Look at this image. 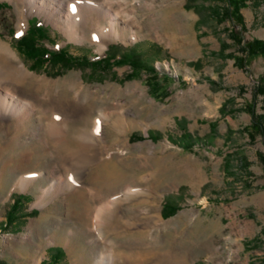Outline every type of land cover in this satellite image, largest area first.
Returning <instances> with one entry per match:
<instances>
[{"label": "rangeland", "instance_id": "374dc122", "mask_svg": "<svg viewBox=\"0 0 264 264\" xmlns=\"http://www.w3.org/2000/svg\"><path fill=\"white\" fill-rule=\"evenodd\" d=\"M108 1L122 38L94 39V15L77 43L37 15L26 18L19 31L18 9L0 0V40L35 76L25 90L49 96L52 105L72 103L78 93L85 109L84 120L70 124L63 146L39 140L44 118L39 124L34 118L26 134L12 142L0 131V264H92L110 248L115 264H158L162 256L179 257L181 264H264V165L259 159L264 139L250 129L252 115L264 113V56H247L243 49L255 40L264 42V0L242 1L240 20L234 12L228 17L232 9L225 0L87 4L98 8ZM69 2L74 10L83 3ZM36 21L43 26L39 44L50 51L63 48L78 63L40 65L25 57L16 39ZM123 54L156 73L128 64H84ZM151 76H157L156 83ZM95 125L104 154L100 163L92 162L88 135L83 151H75L80 127ZM28 147L35 152L32 166L5 167V160H16ZM60 156L67 158L66 170H52ZM83 167L87 188L94 186L90 176L98 174L102 202L114 205L115 216L103 228L114 247L93 242L96 237L83 225L77 204L59 198L36 205L50 178L75 176ZM28 174L39 177L23 190L20 180ZM127 188L131 192L125 195Z\"/></svg>", "mask_w": 264, "mask_h": 264}, {"label": "bare ground", "instance_id": "6f19581e", "mask_svg": "<svg viewBox=\"0 0 264 264\" xmlns=\"http://www.w3.org/2000/svg\"><path fill=\"white\" fill-rule=\"evenodd\" d=\"M7 1L14 4L18 9L19 31L25 29L24 21L26 18L37 15L42 17L46 23L60 30L69 41L79 43L84 38L92 17L96 15L98 23H92L91 25V27L95 29V31L91 33L94 39L98 40L100 37L107 35L121 39L123 36V32L119 31L116 25L118 15L113 12L112 4L109 1L105 3L102 2L98 8H95V6L87 4L89 0H82L83 3L77 7V10L73 9L69 0ZM22 20L23 22H21ZM102 21H107L108 24L102 25ZM79 30L82 33L81 35ZM104 48L105 46L99 47V51L102 52ZM34 77L35 76L30 74L25 65L19 60L10 45L0 40V131L8 137L11 136L10 139L12 142L21 135L26 134L34 118H36L38 124L41 118H44L46 123L43 126V137L39 139L41 129H38L37 138L45 145L56 143L59 146H63L67 144L66 141L70 124L80 123L85 117V109H83V102L81 101L80 94H76V99L72 103L62 102L58 105H52L51 103L53 101L49 96H33L25 90L26 81ZM42 82L46 84L44 80ZM75 83L80 84L79 81ZM64 86H67V84H64ZM69 88L72 89L73 87L69 86ZM46 103H48L47 107H45ZM98 132V125L90 129L81 126L77 136L79 139V146L75 149L76 153L82 152L84 147L83 138L87 135L90 136L91 143L89 147L93 157L92 162L94 163L102 162L104 157L101 147L99 146L100 143H98V140L95 138ZM34 153L33 148L28 147L20 153L16 160L12 157L5 160V167H10L13 163L16 169H27V167L33 165ZM66 163H68L67 158L60 156L59 162L52 167V170H66ZM97 175L98 174H94L88 179V181L95 186L92 188H87L84 184L87 178L84 167L80 168L75 176L65 175L64 178H50L48 185L42 188L43 197H39L36 205L45 207L48 203L59 198L65 202L66 205L77 204L82 210L81 216L84 219V221H82V223L84 222L83 225L93 233V237L97 238L93 239V242L97 244V242L104 241L114 247V242L108 240L107 234L103 229L106 222L111 221L115 216V211L112 210L114 205L111 202H102L104 200L102 189L95 185L99 178ZM38 177L39 176L32 174L22 177L20 180L21 189L28 190ZM71 177L73 179H70ZM130 192L131 190L127 188L123 194L128 195ZM45 198L46 200H44ZM75 213L76 212H74V214ZM43 217L44 215L42 218ZM45 218H49V216ZM68 236L67 245L70 249L73 232L69 231ZM117 259L118 258L114 255V250L110 248L108 253L96 256L92 264H115ZM157 263L181 264L179 257H177L175 261L173 257L171 260L165 256L160 257Z\"/></svg>", "mask_w": 264, "mask_h": 264}, {"label": "trees", "instance_id": "16d2710c", "mask_svg": "<svg viewBox=\"0 0 264 264\" xmlns=\"http://www.w3.org/2000/svg\"><path fill=\"white\" fill-rule=\"evenodd\" d=\"M245 2V0H225L227 3L228 7L232 9V11H228V17L231 19L233 12L237 16V20H240V14L238 13L240 6L242 7L241 2ZM241 3V4H240ZM239 4V5H238ZM32 21V20H31ZM43 31V26L39 24L38 21L36 23H33L30 27V29L24 34L23 36L19 37L16 39V43L18 46V50L21 51V53L27 57L29 60L33 62H37L40 65L42 64H49L50 61H54L56 64L63 63V62H71L74 61L78 63L79 59H74L72 56H69L64 49H59V50H53L50 51L48 50L45 46L39 44L40 37L39 34ZM39 37V39H38ZM244 52L246 53L247 56H253V55H260L264 56V42L260 40H255L253 42H250L244 46ZM113 58H108L106 56L105 58L95 60V61H89L85 60L84 64H89V65H101V64H115V65H121V64H128L131 66L133 70H144L145 72H150V73H156L155 69L151 66L143 65L140 62H138L136 59H132L131 57L127 55H121L120 58L114 59ZM112 61V63L110 62ZM241 66L243 64H240ZM132 76V75H131ZM130 76V77H131ZM152 78L154 77V80H151L153 82L156 81L157 76H151ZM156 83V82H155ZM152 93H154V84H149L148 85ZM261 94L264 95V90L261 91ZM155 97H160L158 94L155 93ZM252 120L250 124V129L255 131L257 134H260L261 137L264 139V113L262 115L256 116L252 115ZM259 159L264 165V154L259 155ZM165 205L164 208L167 209V206ZM16 204H13V207L11 209L15 210ZM170 208V207H169ZM172 209V208H171ZM11 211L9 213H11ZM10 216V215H9ZM10 218H8L9 220Z\"/></svg>", "mask_w": 264, "mask_h": 264}]
</instances>
